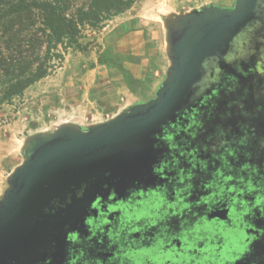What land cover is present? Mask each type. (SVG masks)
Returning <instances> with one entry per match:
<instances>
[{
	"label": "flooded vegetation",
	"instance_id": "1",
	"mask_svg": "<svg viewBox=\"0 0 264 264\" xmlns=\"http://www.w3.org/2000/svg\"><path fill=\"white\" fill-rule=\"evenodd\" d=\"M259 43L247 39L245 56L235 54L189 110L158 127L148 177L120 189L109 174L82 182L71 171L41 213L4 229L0 264L17 257V232L46 224L57 229L37 242L31 264H264ZM98 181L96 200L84 199Z\"/></svg>",
	"mask_w": 264,
	"mask_h": 264
},
{
	"label": "water",
	"instance_id": "2",
	"mask_svg": "<svg viewBox=\"0 0 264 264\" xmlns=\"http://www.w3.org/2000/svg\"><path fill=\"white\" fill-rule=\"evenodd\" d=\"M247 39L250 45L258 39L264 42V0H238L234 10L205 9L179 18L168 32L172 67L156 99L86 131L63 126L54 135L33 138L25 163L11 176L10 189L0 203V235L13 220L19 225L41 213L71 171L82 182L91 177L100 181L109 174L111 186L120 189L148 177L158 127L189 110L197 94L228 67L235 54L245 56ZM255 49L258 57L264 52L260 43ZM99 181L92 187L94 193L86 191L84 199L96 200ZM56 229L46 224L33 228L28 236L17 232L19 247L13 249L17 257L5 264H31L38 253L37 242Z\"/></svg>",
	"mask_w": 264,
	"mask_h": 264
},
{
	"label": "rangeland",
	"instance_id": "3",
	"mask_svg": "<svg viewBox=\"0 0 264 264\" xmlns=\"http://www.w3.org/2000/svg\"><path fill=\"white\" fill-rule=\"evenodd\" d=\"M237 1L137 0L104 29L86 31L81 49L70 50L49 77L0 110V203L34 137L54 135L63 126L86 131L156 99L172 67L168 32L177 20L205 9L234 10ZM129 51L139 54H121ZM107 54L123 59L102 65ZM118 66L146 86L129 88Z\"/></svg>",
	"mask_w": 264,
	"mask_h": 264
},
{
	"label": "trees",
	"instance_id": "4",
	"mask_svg": "<svg viewBox=\"0 0 264 264\" xmlns=\"http://www.w3.org/2000/svg\"><path fill=\"white\" fill-rule=\"evenodd\" d=\"M136 1L0 0V110L49 77L70 50L81 49L86 31L104 29ZM108 58L123 59L109 54L101 64ZM118 68L129 88L144 85Z\"/></svg>",
	"mask_w": 264,
	"mask_h": 264
},
{
	"label": "crops",
	"instance_id": "5",
	"mask_svg": "<svg viewBox=\"0 0 264 264\" xmlns=\"http://www.w3.org/2000/svg\"><path fill=\"white\" fill-rule=\"evenodd\" d=\"M127 38H128V37H127ZM121 54H123V55L126 54V55H133V56H136V55H138L139 53H138V52L136 53V52L129 51V52H127V53H125V52H121ZM163 81H164V80H163ZM161 83H162V84L158 85L159 87H157V91H156L157 93H158V91L160 90V88H161V86L163 85L164 82H161ZM157 93H156V94H157ZM151 101H152V100H151Z\"/></svg>",
	"mask_w": 264,
	"mask_h": 264
}]
</instances>
